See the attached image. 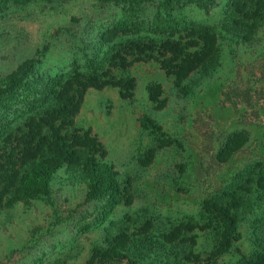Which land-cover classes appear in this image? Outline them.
I'll return each instance as SVG.
<instances>
[{
  "label": "rangeland",
  "instance_id": "1",
  "mask_svg": "<svg viewBox=\"0 0 264 264\" xmlns=\"http://www.w3.org/2000/svg\"><path fill=\"white\" fill-rule=\"evenodd\" d=\"M231 1L215 0L209 11L189 5L171 17L154 1L128 17L121 5L100 0H0L2 79L22 68L28 77L68 76L89 71V58L104 62L105 78L113 84L86 91L75 128L97 138L107 153L103 160L119 173L126 200L107 210L110 197H95L80 170L64 166L49 196L1 209L0 264H101L99 253L111 247L110 236L122 230L134 234L150 223L158 232L181 222L202 224L206 200L220 194L238 172L256 162L264 165V18L246 41L242 37L251 22L229 11ZM160 14V20L167 19L158 28L153 21ZM124 19L139 22L152 41L129 35L116 42L134 37L135 44L130 40L118 50L101 45L105 29ZM185 23L212 27L220 49L209 73L198 71L185 82L192 89L187 96L178 92L175 76L164 65L176 61L178 42L197 41L180 30L189 28ZM144 49L149 56L141 54ZM121 90H131L133 97L123 98ZM228 143L239 147L220 162L216 155ZM150 149H156L154 162L143 166L140 160ZM258 205L263 210L264 199ZM249 209L241 213L243 239L219 264H238L239 250L251 253L259 217ZM198 233L196 251L206 253L213 242ZM156 257L135 251L116 264H163Z\"/></svg>",
  "mask_w": 264,
  "mask_h": 264
},
{
  "label": "trees",
  "instance_id": "2",
  "mask_svg": "<svg viewBox=\"0 0 264 264\" xmlns=\"http://www.w3.org/2000/svg\"><path fill=\"white\" fill-rule=\"evenodd\" d=\"M100 1L121 5L128 17L130 12L142 10V5L154 1L160 12H165L167 17H171L174 10H183L193 4L209 11L215 3V0ZM263 7V0H232L228 6L229 11L241 15L242 22L245 21L248 25L251 22L245 37H242L246 41L252 38L263 21ZM160 16L161 14L154 17L153 22L160 24L167 19L160 20ZM129 21L124 19L115 27L105 29L100 37L101 45L111 44L113 50H118L129 44L127 42L130 40V43H134L146 37L145 39L152 41V35L142 34L139 22L133 21L132 24ZM159 26L162 25H158V28ZM178 26L175 27L177 30ZM182 29L188 30L190 38H197V41L184 46L182 42H178L176 61L174 64L164 61V65L175 76L174 84L178 92L187 96L192 89L186 87L185 82L198 71L209 73L220 49L219 37L212 27L192 24L189 28L183 27L180 30ZM129 35H138L139 39L132 37L125 43L116 42ZM148 52L144 49L141 54L147 55ZM98 55L96 53V57ZM87 62L89 71H75L68 76L48 78L34 73L32 77H28L27 71L22 68L5 79L0 77V212L2 208L12 209L21 202L49 196L53 178L64 166L79 169L81 177L90 182V192L95 197H110L107 210L112 209L113 212L119 203L126 201L122 195L119 173L103 160L107 153L103 152L97 138L75 128V118L80 112L86 91L90 87L113 84V81L105 78L109 74L102 70L103 61L89 58ZM121 86L122 82H119V87ZM131 87L134 89L135 83ZM121 95L123 98H132L133 92L121 90ZM12 114L14 118L9 117ZM236 137L233 136L231 140L234 141ZM238 147L226 144L216 155L217 159L227 162ZM155 157L156 149H150L140 163L149 166ZM124 189L125 193L129 191L125 186ZM255 197L257 206L252 204ZM263 199L264 165L256 162L253 168L248 166L238 172L220 194L204 202L202 224L191 220L181 222L171 225L167 232L154 231L153 223L134 234L122 230L116 237L110 236L111 247L108 250L100 251V263H120L136 251L151 258L155 255L156 258H161L163 264H219V260L233 253L236 244L243 239L240 230L241 213L250 208L253 215L259 217L251 233L252 251L245 254L238 249L237 252L241 254L238 264H264V209L261 210L258 205ZM108 214L109 212L104 216ZM200 231L210 235L213 242L212 248L206 253L196 251L200 245Z\"/></svg>",
  "mask_w": 264,
  "mask_h": 264
}]
</instances>
